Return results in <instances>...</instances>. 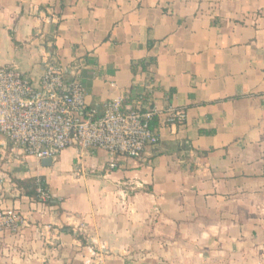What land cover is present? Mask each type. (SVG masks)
I'll list each match as a JSON object with an SVG mask.
<instances>
[{
  "label": "crops",
  "instance_id": "0c3cea01",
  "mask_svg": "<svg viewBox=\"0 0 264 264\" xmlns=\"http://www.w3.org/2000/svg\"><path fill=\"white\" fill-rule=\"evenodd\" d=\"M52 62L90 113L156 108L159 143L45 167L0 135V208L26 221L0 231V264H264V0H0V68L36 81Z\"/></svg>",
  "mask_w": 264,
  "mask_h": 264
},
{
  "label": "built area",
  "instance_id": "2783aa9c",
  "mask_svg": "<svg viewBox=\"0 0 264 264\" xmlns=\"http://www.w3.org/2000/svg\"><path fill=\"white\" fill-rule=\"evenodd\" d=\"M86 96L78 72L69 77L66 67L59 62L47 63L36 81L14 64L3 66L0 135L15 149L38 160H55L70 147L104 150L110 157V169L118 167V157L143 159L146 148L159 143L152 126L156 108L129 107L126 98L119 96L104 104L102 114L95 115L87 111ZM186 120L183 110L169 114L172 123ZM36 194L42 203L54 199L41 178L36 181ZM25 223L17 209L0 208V231L18 232ZM78 227L84 230V225Z\"/></svg>",
  "mask_w": 264,
  "mask_h": 264
},
{
  "label": "trees",
  "instance_id": "16d2710c",
  "mask_svg": "<svg viewBox=\"0 0 264 264\" xmlns=\"http://www.w3.org/2000/svg\"><path fill=\"white\" fill-rule=\"evenodd\" d=\"M153 62V59L150 61ZM141 65H143L144 69L147 68V64L145 62H140ZM137 64H134V67H136ZM35 183V184H34ZM26 186H31L33 192L31 193V195H35L36 196V182H32L29 185L27 184Z\"/></svg>",
  "mask_w": 264,
  "mask_h": 264
},
{
  "label": "water",
  "instance_id": "95a60500",
  "mask_svg": "<svg viewBox=\"0 0 264 264\" xmlns=\"http://www.w3.org/2000/svg\"><path fill=\"white\" fill-rule=\"evenodd\" d=\"M41 161H42V164H43L45 167L51 166L52 163H53L52 158L42 159Z\"/></svg>",
  "mask_w": 264,
  "mask_h": 264
}]
</instances>
